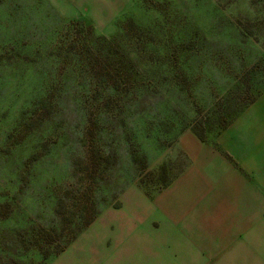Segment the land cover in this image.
<instances>
[{"label":"rangeland","instance_id":"374dc122","mask_svg":"<svg viewBox=\"0 0 264 264\" xmlns=\"http://www.w3.org/2000/svg\"><path fill=\"white\" fill-rule=\"evenodd\" d=\"M263 92L264 0H0V264H264L248 202L210 244L205 198L153 201Z\"/></svg>","mask_w":264,"mask_h":264},{"label":"crops","instance_id":"0c3cea01","mask_svg":"<svg viewBox=\"0 0 264 264\" xmlns=\"http://www.w3.org/2000/svg\"><path fill=\"white\" fill-rule=\"evenodd\" d=\"M263 98L264 92L253 104L238 114L229 127L217 134V146H219V150H215L217 153L212 149L213 146L210 145L212 143L208 142V138L202 141L193 132L196 139L204 145L202 147L197 144L202 153L198 163L171 182L160 197L153 200L161 198H163L162 201L166 200L165 204L160 203V205L170 206L165 209L170 215L173 214V211H178L191 216L195 212L193 209L190 210L183 207L184 205L181 203L174 204L169 201L173 194L182 195L185 193L188 198L196 200L200 197L205 198V205L202 208L207 207L211 210V214L215 217L214 228L199 222L201 226H197L195 223L197 228L192 227L191 231L206 240L207 236L210 237V240L208 239L210 244L214 242L213 238L219 240L230 229V224L225 223L226 216H233V219L230 217L228 222H233L234 229L238 225L240 227L239 215L248 211L242 204L243 201L249 203L250 212L264 214V102H261ZM256 105L259 106L256 111L247 112L248 109ZM230 129L234 130L228 135ZM228 154H232V157ZM245 162L247 165H244ZM227 166L229 167L226 168ZM182 178L183 183L178 187L177 184ZM206 201H208L207 204ZM143 205L144 208L137 209V211L146 210L147 205L145 203ZM193 205L195 206V204ZM194 209L196 210V207ZM203 219L205 220V218ZM203 219L201 221H204ZM111 225L112 228L127 226ZM236 237L237 235L234 241Z\"/></svg>","mask_w":264,"mask_h":264},{"label":"trees","instance_id":"16d2710c","mask_svg":"<svg viewBox=\"0 0 264 264\" xmlns=\"http://www.w3.org/2000/svg\"><path fill=\"white\" fill-rule=\"evenodd\" d=\"M258 96H260L259 93L257 95H254V96L246 99L245 102L237 109L234 117H229L227 115H224L223 116V120L224 121L222 123H220V126L218 127V131L217 132L219 133L221 130L226 129L227 127H229V125L233 122L234 118L237 117L238 114H240L244 109H246L251 104H253L257 100ZM192 131L202 141H205L207 139L209 133H210V131L208 129H203V128L199 129L196 126L192 127ZM169 185H170V182L166 183L165 187H167ZM96 218H97V213H95V212L91 213L90 212V216L87 217V219L82 224H80V226H78L77 229H74V231L71 232V237L70 238L66 239L63 242H61V241L56 242L55 244L51 242L50 244H52V246L49 247L47 249V251L45 252L44 259L48 260L52 256H58L59 254L64 252L68 248V246L77 238V236L80 233H82L87 226L91 225L96 220Z\"/></svg>","mask_w":264,"mask_h":264}]
</instances>
